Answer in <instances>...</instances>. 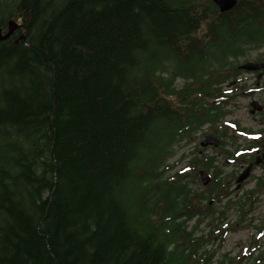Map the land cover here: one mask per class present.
Instances as JSON below:
<instances>
[{
  "label": "trees",
  "instance_id": "trees-1",
  "mask_svg": "<svg viewBox=\"0 0 264 264\" xmlns=\"http://www.w3.org/2000/svg\"><path fill=\"white\" fill-rule=\"evenodd\" d=\"M248 7L0 0L3 31L22 24L0 39V264H211L174 216L192 193L161 167L175 137L163 140L158 87L172 79L158 70L172 59V76L188 73L209 43L256 35L261 12ZM252 225L261 238L264 215Z\"/></svg>",
  "mask_w": 264,
  "mask_h": 264
},
{
  "label": "flooded vegetation",
  "instance_id": "flooded-vegetation-1",
  "mask_svg": "<svg viewBox=\"0 0 264 264\" xmlns=\"http://www.w3.org/2000/svg\"><path fill=\"white\" fill-rule=\"evenodd\" d=\"M256 1L261 5L248 0L251 6L248 8L261 12L256 35L235 39L237 44L209 43L207 58L202 65L188 73L182 71L171 76L172 87H158L159 106L163 108L167 104L160 114L163 140L168 139L165 130L172 128L174 148L184 144L192 146L181 153L179 161L186 158L185 164L172 171L176 178L179 174L184 177L192 193L186 205L188 211L174 215L178 220L186 219L184 226L190 232L191 242L202 241L200 236H193L192 229H187L194 216H198L200 223L211 215V220H217L211 228L213 233H226L231 230L229 223L225 227L221 224L229 216L227 210L232 205L240 207L242 219L245 218L243 209L250 207L252 211L259 197L256 191L264 189V0ZM178 75L185 80L177 85L174 79ZM165 110L171 113L175 123L164 125ZM207 137L210 141L203 145L202 141ZM191 139L194 144L190 143ZM247 169L250 174L239 181V176ZM254 177L257 178L256 187L246 197L223 202L226 196L243 188ZM199 180L209 191L194 187L192 182ZM195 198L208 211L192 210ZM251 201H254L252 206ZM221 202L224 204L218 206ZM231 226L236 228L235 224Z\"/></svg>",
  "mask_w": 264,
  "mask_h": 264
},
{
  "label": "rangeland",
  "instance_id": "rangeland-1",
  "mask_svg": "<svg viewBox=\"0 0 264 264\" xmlns=\"http://www.w3.org/2000/svg\"><path fill=\"white\" fill-rule=\"evenodd\" d=\"M143 54H145L146 57H150L149 51H146V53H142V55ZM141 66H143V63ZM168 69L173 70L172 59H167L162 64V66L158 70V74H164L165 77H171L172 74H169V72H167ZM184 80V78H181L178 75L175 76L174 82L178 85V82H183ZM191 141L192 142L190 143L194 144L193 139H191ZM196 143H198V141ZM191 148L192 146L190 144H184L181 146H176L174 148L175 154L172 153V149L171 152H165L167 160L161 167L163 168L169 165V167L171 166V168H173V170L170 168L169 170L165 171L167 175L171 174L172 171L182 167L185 164L186 158L184 159L185 161H179V159L181 158V153L182 151ZM171 178H174V176ZM256 181L257 178H252L245 184L243 188L232 192V194H230L229 196H226L223 202H226L230 198L235 199L234 197H246L250 190L256 187ZM192 184L197 189L204 188L205 191H209V188H207L206 185H204L200 180L197 182H192ZM262 190L263 191H256V195L259 194L258 200L255 202L254 209L247 214V218L245 220L242 219L240 207H234V205H232V207L227 210V213L229 215L228 218H226V220L222 224L220 223L224 227L227 223H229V228H231V230L226 233L222 231L215 234L213 233V230H211V228L214 227L215 223H217V220H211V215H209V217H207L203 222L200 223H198L197 220L198 216H194L191 220H189L187 229H192L193 236H200V240H202V244H200L198 248L199 252L202 253L203 249L207 251L205 255L202 254L204 256L202 259H207V257L209 256L211 263H213L217 262L220 258L231 257L237 260H242L240 264H260L261 262L264 263V260H256V257L259 256L260 253L264 250V243L259 244L261 240H264V235L261 236V238L258 237L259 233H257V229L255 225H252L253 222L260 223L264 215V189L262 188ZM223 202L218 203L217 205L221 206L224 204ZM199 207L202 208L198 209ZM191 209L195 211H208L206 207H204V205L200 203L196 198L193 201V207ZM252 216L253 218L251 219ZM232 224H235L236 228H232ZM224 237L225 241H223ZM251 251H253V253H250Z\"/></svg>",
  "mask_w": 264,
  "mask_h": 264
},
{
  "label": "water",
  "instance_id": "water-1",
  "mask_svg": "<svg viewBox=\"0 0 264 264\" xmlns=\"http://www.w3.org/2000/svg\"><path fill=\"white\" fill-rule=\"evenodd\" d=\"M219 6L222 11H226L232 8L235 4H237L238 0H214ZM22 24L19 23L16 19L11 18L8 22V29L3 31V28L0 27V39L10 37L15 30L20 27ZM24 37V36H23ZM210 141V137H207L205 140L202 141L203 145H206ZM250 174V170H245L238 178L239 181H243L247 176Z\"/></svg>",
  "mask_w": 264,
  "mask_h": 264
}]
</instances>
